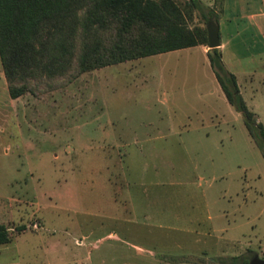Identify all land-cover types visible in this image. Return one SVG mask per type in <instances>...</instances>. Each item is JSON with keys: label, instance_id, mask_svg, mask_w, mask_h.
Here are the masks:
<instances>
[{"label": "rangeland", "instance_id": "rangeland-1", "mask_svg": "<svg viewBox=\"0 0 264 264\" xmlns=\"http://www.w3.org/2000/svg\"><path fill=\"white\" fill-rule=\"evenodd\" d=\"M168 1L188 31L206 28L188 0ZM223 1L211 6L217 22ZM236 2L227 0V8ZM259 7L249 0L243 9ZM254 37H239L242 59L229 68L264 127V77L249 88L244 76L264 72L254 57L264 39ZM63 83L13 101L0 64V224L10 236L0 264H74L87 252L97 264L136 253L113 251V233L128 245L203 263L234 255L221 240L231 238L264 260V159L199 48Z\"/></svg>", "mask_w": 264, "mask_h": 264}, {"label": "trees", "instance_id": "trees-1", "mask_svg": "<svg viewBox=\"0 0 264 264\" xmlns=\"http://www.w3.org/2000/svg\"><path fill=\"white\" fill-rule=\"evenodd\" d=\"M204 24H217L215 10L188 0ZM181 10L168 0H0V64L10 99L37 96L79 74L128 61L207 46V30L186 28ZM206 57L227 102L264 159V127L242 98L219 48ZM63 83L62 85H64ZM24 229H18L22 231ZM0 224V245L9 243ZM254 256L212 259L215 264H248Z\"/></svg>", "mask_w": 264, "mask_h": 264}, {"label": "crops", "instance_id": "crops-1", "mask_svg": "<svg viewBox=\"0 0 264 264\" xmlns=\"http://www.w3.org/2000/svg\"><path fill=\"white\" fill-rule=\"evenodd\" d=\"M201 1L203 2V4L205 6L210 7V8L214 2V0H201ZM248 3H249V0H237L235 6L234 5L231 6L232 4L229 5L232 9V11H231L229 8H227V0H224L223 1V9L220 13V17H219V20L217 22L218 31H219V40H220L219 50L221 52L222 61L225 65L226 69L229 72L234 74L237 82H238L239 73L236 70H232V69L230 71L229 67H232V65L235 62H238V61L240 62L242 59V58H239V54H238V51L236 49V45H238V43L240 42L239 37L242 36L243 34H245L246 32H251L254 35H257V37L253 38V41H256V38H259L260 40L264 39V0H259L260 7L257 10H254L251 12H247V10L243 9V8H245L246 5H248ZM238 6H240V7L237 8ZM240 10L241 11L245 10V12L239 13ZM226 11H229V15H228V17L224 18ZM240 24H241V26H240ZM257 41H259V40H257ZM196 47L199 48L201 50L202 54L206 57V52L208 50V47L207 46H196ZM193 48H195V47H193ZM188 49H191V48H188ZM177 51H179V50H177ZM254 57H258L262 61V67L264 69V49L257 50L254 53ZM206 59H207V57H206ZM249 59H248V61H249ZM207 62H208V60H207ZM208 64H209V62H208ZM244 76L249 81L248 82V84L250 85L249 88H252L251 86H253V85H251V84H253L254 82H250V81L251 80L255 81L257 79V77H259V76L264 77V72H261V74H259V73H256L255 70L248 71V72L246 71L244 73ZM18 99H15V100H18ZM15 100H13V101H15ZM162 230L185 233V234L190 233V234H196L199 236L202 234L201 231L198 232L199 229H162ZM217 231H220V233L221 232H227L226 229H217ZM206 234H207V236L210 235L209 232ZM119 235H120V237L117 236L115 233L108 235L109 238L113 239L117 243L116 244L117 247L115 246L113 251L120 249L119 250V252H120V251H122V248H123V250H125V249L128 250L127 248H130V250H133L136 253H133L131 255L129 254L127 257L119 256V255H118V257H115V256H112L109 258L105 257L102 261H99L97 264H215L212 261V258L206 259V261L208 263H206V262L203 263V262L198 261V260H194V261L191 259L187 260V259L181 258V257H180V259H174L173 256H175V255L170 254L169 252H159L156 248H153L154 252L153 251L150 252V251L144 250L138 246H132V245L126 244V241L124 240L125 237L122 236L123 234L121 233ZM221 240H223L224 244H226L227 246L231 245L232 246L231 251H233V253H234V255H232V256L226 255L223 257L240 256L241 253L236 252L237 250L250 251L248 249L249 246H247L248 243L247 244L244 243V244L240 245L238 240H234L231 238L230 239L229 238L228 239L222 238ZM87 248L90 249V246H88ZM89 249H87V251ZM233 249H235V251ZM122 253H121V255H123ZM86 255L87 256H86V258H84V260H79V261H77L78 263L75 262L74 264H76V263L77 264H94L95 262L92 259V252L91 253L87 252ZM216 258H213V259H216Z\"/></svg>", "mask_w": 264, "mask_h": 264}, {"label": "water", "instance_id": "water-1", "mask_svg": "<svg viewBox=\"0 0 264 264\" xmlns=\"http://www.w3.org/2000/svg\"><path fill=\"white\" fill-rule=\"evenodd\" d=\"M207 47L209 50L217 49L220 47L219 31L216 23L210 21L207 26ZM248 264H264V260L260 259L257 255H254Z\"/></svg>", "mask_w": 264, "mask_h": 264}]
</instances>
